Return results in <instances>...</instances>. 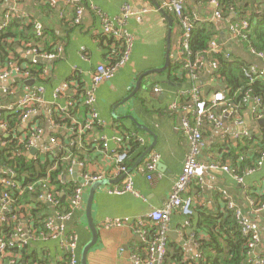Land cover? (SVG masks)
Returning <instances> with one entry per match:
<instances>
[{
    "label": "crops",
    "instance_id": "0c3cea01",
    "mask_svg": "<svg viewBox=\"0 0 264 264\" xmlns=\"http://www.w3.org/2000/svg\"><path fill=\"white\" fill-rule=\"evenodd\" d=\"M34 1L31 0L27 3L22 1L25 4H21L19 1L17 3L22 6L25 13L29 14L27 22L35 19L36 25L44 22L43 24L50 28V30L44 29V44L47 41L50 42L54 35L62 37V42H51V47L54 50L57 44H63L65 55L53 64L50 79H54L53 87H55L49 85L46 87L41 84L46 88V103L41 106L37 113L31 115L26 123L22 122L18 128L20 135L30 127H39L43 130L41 140L33 147L37 150L36 154L31 155L33 148L25 153L29 159H35L42 154L44 157H49L51 161L69 162L70 168L65 169L61 175L63 182L77 184V181L70 180L74 174H76V178L82 179L86 172L108 174L105 180L111 183L97 191L93 203L92 214L99 240L89 252L88 264H132L131 253L143 245L140 237L135 234L132 223L137 218L145 216L154 209H162L167 204L190 151L189 141L181 130L182 114L180 111H170L169 105L178 99L181 91L190 90L193 87H196L204 97L209 98L218 94L216 89L219 88V84L215 77L216 71L209 65H205L198 74V80L194 83L189 72L185 77L180 78L177 76L170 78L169 69L165 72L145 75L147 72L163 68L166 64L169 29L167 20L149 0H88V4L97 5L112 17L120 15L122 7L125 4H130L136 14L129 20L128 28L136 37V41L130 62L113 79L103 84L97 92L96 109L107 125L105 127L95 126L93 130L86 131L84 128L88 119L86 107L80 102L77 103L75 99L69 98L76 108L69 106V111L74 112V114L66 115L71 119L72 124L75 118L77 124L58 129L52 123V116L57 112V109L66 107L67 98L55 99L53 96L54 89L63 82L73 79L75 75L83 86L88 85L90 84L89 73L100 63L108 64L110 62L106 59L105 51L100 43V20L91 11H87L81 25L72 26L68 25L69 19L64 20V22L63 18L60 17L61 11L65 9L64 2L58 3L55 7L52 6L56 11L46 12L34 8L31 4ZM211 1L184 0L185 12L202 24L215 23L221 32L217 41L221 43L227 53L233 56L232 60L241 59L251 68L264 70V60L253 53L251 49H247L246 40L235 38L229 29L231 22L236 21L235 23H238L242 20L237 19L235 11L231 12L229 19L224 17L225 21L217 20L215 13L218 8ZM13 2L14 0H1L0 23L3 21L4 10ZM47 4L50 5L49 2ZM159 4L162 7V3L159 2ZM249 7H251L249 10H252L251 15L255 17L264 15V0H250ZM68 11V16L72 17L70 10ZM168 15L173 19L170 14ZM174 17L176 16L174 15ZM181 37L182 28H179L173 19L172 65L178 63L180 59L177 51ZM224 39L226 42H223ZM40 47L44 50L43 43ZM83 48L86 50L89 61L82 59ZM18 52L23 61V63L21 62L22 67L26 68L31 62L21 50ZM0 68L5 67L0 66ZM141 76H143L140 81L141 87L133 96L132 93ZM39 86L35 80L26 82L20 77L0 81L2 92L9 90L8 95H1V99L7 102L3 104L15 103L25 93L37 89ZM157 87L163 90L161 94L154 92ZM218 115L220 116V127H217L215 123H206L203 128L205 148L201 155V161L231 166L244 179V184H239L232 175L225 172L206 173L203 187L195 183L186 193L187 197H192L194 201L193 215L196 213V218L193 224L196 228L200 213L211 216L223 213L225 203L221 199V194L225 191L244 213L253 217L255 223L260 226L262 242L258 253L264 256V213L260 216H254L252 207L249 205L250 199L256 203L259 202L252 197L253 188L258 190V194L264 193V166L255 173L256 176L250 173L251 169L247 170L243 167L242 162L249 160L254 153L255 147L253 145L249 147L247 154L240 155L244 160L240 159L236 167H233L234 163L230 159L222 160V155L230 149L226 147L227 144L232 141L238 143L244 138V140L253 139V137L261 134L264 125L261 126L259 121L264 120V113L255 111L254 104L248 103L243 104L240 109H230L226 113L220 111ZM134 122L144 126L147 130L138 128ZM119 133L122 137L126 135L125 133H131V136L135 134L145 141L147 149L155 143L156 146L152 151L161 156L157 171L153 174H149L145 170L147 157L136 167L137 161L143 155L129 168V172L135 168L129 174L134 178L135 190L140 197L131 193L124 196H114L108 193L110 188L121 185L126 175L120 176L117 172L116 163L107 164L108 160L101 153L99 139L103 134L113 136ZM54 136L62 138V140L61 142L57 140L58 147L51 154L46 152V149L52 147L50 140ZM243 144H246L245 141ZM141 146L144 148V145ZM233 146L231 145V148ZM113 148L116 149L117 145H113ZM255 163V161L252 163L254 164L253 167H255ZM242 167L243 173L240 172ZM150 175H156V180L151 179ZM123 176L125 177L123 178ZM89 191L90 186L86 188L84 193V208L75 212L72 219L67 223L68 233H76L79 237L80 258L83 247L92 240L86 215ZM106 220H123L130 223L121 228L107 229L103 226ZM187 221H189L188 217L177 209L168 225V242L172 243V245L169 244L170 251L174 255L178 253V258L174 256V261L169 259L172 264H177L178 260L185 264L198 263L200 252L197 239L207 240L209 238L205 235L209 234V228H204L202 232L194 235L191 232L193 225L190 222V225H187ZM170 234L175 235V238ZM26 250L25 258L19 264H64L67 259L64 248L57 240H39L31 243Z\"/></svg>",
    "mask_w": 264,
    "mask_h": 264
},
{
    "label": "built area",
    "instance_id": "2783aa9c",
    "mask_svg": "<svg viewBox=\"0 0 264 264\" xmlns=\"http://www.w3.org/2000/svg\"><path fill=\"white\" fill-rule=\"evenodd\" d=\"M40 1L46 4L49 2L50 5L54 7L57 6L58 3L64 2L65 9L61 11L60 17L69 19L77 26L83 23L87 11H91L100 20L101 33L121 44L120 55L117 62L108 64L100 63L97 65L89 73L90 84L82 86L75 75L73 79L63 82L53 91L55 99L62 97L67 98L66 107H62L60 110L57 109L61 115H73L74 112H70L68 107L72 106L74 109L76 107H74L72 100L69 98L74 99L80 97V103L85 106L88 111V119L84 126L85 130H93L95 126L105 127L107 124L101 119L96 109L98 102L97 92L103 84L113 79L131 60L136 37L129 30L128 24L129 20L135 16V11L130 4H125L121 9V14L117 17H112L97 5L93 3L88 4V0ZM17 2V0H14V2L4 10L3 21L0 23V32L6 29L13 20L27 22L29 14L25 13L22 6ZM161 2L163 8L171 10L176 18L181 21L182 37L177 52L180 58L179 61L183 62L193 83L198 80V74L205 65H209L212 69L217 71L218 64L213 61L208 62L202 56L200 60L195 63L189 60L191 56L189 43L196 25L201 22L186 14L184 0H161ZM211 3L218 8L215 13V18L225 21L219 2L212 0ZM68 10H70L72 17L68 16ZM229 29L235 38L247 40L248 32H250L251 28L247 20H242L229 26ZM36 34L39 38L44 35V28L41 24L36 25ZM24 46L23 54L27 58H33V60L30 61L32 64L40 63L36 60L37 58H42L49 62L46 64L47 67L44 69L41 77L42 79L51 76L54 62L59 61L65 55L64 46L60 43L56 45L51 53L41 52L40 45L34 46L31 43H26ZM113 47L115 46L113 45ZM251 51L264 60V52L258 53L254 50ZM222 52L223 48L215 39L210 43V49L207 54H221ZM81 54L84 61H89L84 48ZM23 69L27 70L28 68L22 67L17 62L11 63L8 67L0 68V81H7L16 77L23 78L26 82L35 80L29 71H23ZM245 75L251 82H255L264 79V70L250 67V69L245 70ZM78 84L81 87L80 91L78 90ZM2 90L3 89L0 88V97L3 94L8 95L9 90H4L3 92ZM154 92L161 94L163 90L157 87L154 89ZM45 95L46 88L40 85L37 89L25 93V95L15 103L3 104L0 102V137H10V129L7 124L4 123V118L7 114L21 113L22 122L26 123L29 117L37 113L41 106L46 103ZM226 102L227 98L222 93L214 94L212 97L208 98L204 97L196 87H193L190 90L181 91L178 99L169 105L170 111H180L182 114L181 130L189 141L190 151L184 161L182 173L174 185L167 204L162 209H154L145 216L137 218L134 223H132L135 234L140 237L143 246H145V254H140L136 251L131 253L132 264H166L169 248L168 225L171 217L177 209L181 210L188 218L193 215L194 201L192 197H187L186 193L189 192L191 186L195 183L203 187L206 173L225 172L232 175L239 184H244V179L237 175L236 171L231 168V166H226L217 162L207 163L201 161V155L205 148L203 128L206 123H215L217 127L221 126L218 111L220 108H222L221 110L223 113L230 110L227 108L223 109L226 106ZM248 103L254 104L255 111L262 114L264 113V104L260 99L253 98L247 94L243 100V104ZM233 109L234 107L231 108V110ZM52 123L58 129L62 128L56 126L54 122ZM73 124H77L75 118L73 119ZM42 135L43 130L39 127H30L25 133H22L19 143L24 153L27 151L29 152L34 145L41 140ZM132 137L138 140L141 145L145 146V141L142 138L135 134H132ZM50 144L52 147L46 149V152L53 154L54 149L58 147L57 139L52 138ZM99 144L101 146V153H103L108 160L107 164L116 163L117 172L120 176L126 175L124 182L121 185L110 188L108 193L114 196H124L131 193L140 197L135 190L134 178L129 174V168L126 167L129 154L123 149L124 140L121 134L119 133L113 136L103 134L99 139ZM113 145H117V148H113ZM2 146H6V142H3ZM160 158L161 156L158 153L153 151L150 152L146 158V172L149 174L156 172L158 164L160 163ZM255 164V167L250 170L251 174H255L264 166V153L261 154ZM6 173L13 178L15 177V173L12 169L7 168ZM107 175L108 174L104 172L100 174L86 172L83 175V183H75L69 197L65 196L68 199L67 211L55 210L50 215L46 216L43 222V230L36 229L33 223L29 224L27 222H22L17 224L15 233L10 239L7 240L1 237L0 264H19L21 253L17 252V250L27 247L31 243L39 240L59 241L67 254V259L64 264H80L79 237L76 233H68L67 223L72 219L75 212L84 208V193L86 188L89 187L90 184L104 181L107 179ZM149 177L154 179V181L156 180V175H150ZM0 184V224L2 225L8 221L7 214L12 212L13 199L9 191L11 189H21V186L15 182L14 179L9 178L0 179ZM221 199L225 203L226 209L233 213L242 234L248 238L247 255L250 264H264V256L258 253L259 246L262 242L260 226L255 223L253 217L244 213L227 192H222ZM38 200L54 207H57L59 203L55 195L51 192L41 194ZM249 205L252 207L254 216H260L264 213V200L256 203V201L250 199ZM129 223V221L123 220H106L103 226L107 229L121 228ZM186 224L190 225L189 221H187ZM153 225L158 226L159 229L158 234L151 237L148 231Z\"/></svg>",
    "mask_w": 264,
    "mask_h": 264
},
{
    "label": "trees",
    "instance_id": "16d2710c",
    "mask_svg": "<svg viewBox=\"0 0 264 264\" xmlns=\"http://www.w3.org/2000/svg\"><path fill=\"white\" fill-rule=\"evenodd\" d=\"M18 1L21 4H25L31 0ZM157 1L161 2V0ZM204 1L209 2L210 0ZM216 1L219 2L222 14H224L226 19H229L231 12L235 11L237 19H245L250 23L251 29L250 32H248V38L245 41L246 48L254 50L258 53L264 52V15L255 17L250 14L252 11L249 10L251 8L249 7L250 0ZM31 4L34 8L41 11H56L51 5L43 3L40 0H35ZM163 9H165V11L173 17L175 24L181 28V21L174 17L172 11L168 8ZM34 20L35 19L29 22L13 20L6 29L0 32V66L7 67L11 63L15 62L21 65L23 61L18 51L21 50L23 52L25 48L24 45H26V43H31L34 46L42 45L43 43L44 50L41 48V52L44 51L51 53L53 51L51 42H62V37L54 35L50 42L47 41V43L44 44L45 42L43 41L45 39V35L40 38L37 36L36 22H34ZM64 20L66 21L67 19H63V21ZM235 22L231 23L233 24ZM40 23L44 29L50 30L48 26L43 24L44 22ZM68 25L77 26L72 21H70ZM220 34L221 32L216 27L215 23H198L193 31V36L189 43V51L191 52L189 60H192V62L195 63L200 60V57L202 56L208 62L213 61L218 64V70L215 72V77L218 81L219 88L216 89V92L224 94L227 98L226 106L223 109H231L232 107H234V109H240L247 94L253 98L260 99L264 104V79L251 82L245 75V70L250 69V66L246 62L241 59H238L237 61L232 60L233 56L225 51L221 43H219L223 48V52L221 54H207L210 49V43L215 39L218 40V37L220 38ZM100 35V43L105 51L106 59H108V62L110 63H116L119 59L121 44L112 40L108 36L103 35L102 33ZM238 39L241 40L240 38ZM113 45L115 47H113ZM28 64L29 66L26 67L28 69H23V71H29L35 78L36 84H42L46 87L49 85L53 87L54 79H50L51 76H48L46 79L41 78L44 69L47 67L46 64ZM187 73L188 71L185 69L183 62L181 61H178V63L173 65L171 64L169 68L170 78H173L174 76H177V78L185 77ZM78 90H81L79 84ZM74 99L77 103L80 102V97H76ZM0 102L7 103L2 100L1 97ZM221 109L222 108H220L218 113H220V111L222 112ZM52 117L56 126H60L62 128L64 126H74L71 119L68 118L66 114L61 115L59 111H57ZM4 123L7 124L10 129V137L5 138L4 136H1L0 138V179H14L15 182L21 186V189H11L9 191L13 199L12 212L7 214L8 221L2 225L0 224V238L4 237L8 240L14 235L15 228L18 223H33L36 229L43 230V222L46 216L50 215L55 210L67 211V197H69L75 183L63 182L61 180L62 172L65 169H69L71 166L69 162H63L61 160L51 161L49 157H44L42 154L37 156L35 159H29L27 154L24 153V150L19 143L20 134L18 133V128L22 123L21 113L7 114L4 118ZM125 134L126 135L123 136V149L129 154L126 167L131 168L132 164L147 151V147L144 146L143 148L140 143L131 136V133ZM54 138L60 142L62 140V138L56 136H54ZM244 139L232 148L229 146L231 142L227 144L226 147L230 149L227 153L222 155V160L230 159L232 163H234L233 167H236L238 161L243 159L241 156L247 154V150H249V147L253 145L255 147L254 153L250 156L249 160L242 162L243 167L247 170L253 169L254 164L252 163L254 161L256 162V160L260 158L261 154L264 153V127L261 130V134L253 137V139ZM244 141L246 144H243ZM3 142H6V146H2ZM56 163L57 165H55ZM243 167L241 168L242 171L240 169L241 173L244 171ZM7 168L14 171V178L6 173ZM252 190L254 191L252 195L254 199L257 201L259 200V202L264 200V193L258 194V190L256 188H253ZM45 192H51L55 195L59 202L57 207L38 200V197ZM63 194L64 196H67L65 197V200H63ZM221 213L215 214L214 216L206 213H200L196 228L195 224H193L194 219L196 218V213L188 218L189 222L193 225L191 232L194 233V235H197L198 232H202L204 228H209V234H205L206 236H209L207 240H201L200 238L197 239L195 236L199 243L200 252V258L196 264H250L249 257L247 255L248 238L242 234L233 213L230 210H227L226 206L223 213ZM158 229V226L153 225L148 231L149 235L151 237L155 236L158 234ZM169 244L172 245V243ZM27 248L28 246L17 250V252L21 253L20 261L24 260ZM170 248L171 247L169 245L166 264H172L169 259L174 261V256L175 258H178V253L174 255V253L170 251ZM144 249L145 246L142 245L135 251L140 254H145ZM177 264L185 263L178 260Z\"/></svg>",
    "mask_w": 264,
    "mask_h": 264
},
{
    "label": "water",
    "instance_id": "95a60500",
    "mask_svg": "<svg viewBox=\"0 0 264 264\" xmlns=\"http://www.w3.org/2000/svg\"><path fill=\"white\" fill-rule=\"evenodd\" d=\"M149 1L155 6V8L161 13V15L167 20L169 29H168V36H167V53H166L167 54V59H166V64L161 69H156L153 72H147V74H145L147 76L152 74V73H154V72L159 73V72L167 71L170 68V66H171V58L173 56V51H172L173 19L168 15V13L165 11V9H163V7H161V5L159 4V2H157V0H149ZM223 42H226V40L224 39ZM28 60L32 61L33 58L30 57V58H28ZM36 60L38 62H40V63H45V64L49 63L48 61L43 60L42 58H37ZM142 77L143 76H141L139 78V81L137 83V87L135 88L134 92L132 93L133 96L137 93V91H139V89L141 87V82L140 81H141ZM134 123L136 124V126L138 128L147 130L144 126L139 125L137 122H134ZM259 123L261 124V126H263L264 125V120H260ZM155 146H156V144L154 143L153 146H151L150 148L147 149V151L143 154L141 159L137 161L136 167L141 164V162L155 148ZM36 152H37V150L35 148H33L31 150V155H35ZM134 169L130 170V172L134 171ZM76 177H77L76 174H74L73 176L70 177V180L71 181H77L78 183L82 184L83 183V179L82 178H76ZM124 177L125 176H123V178ZM110 183H111L110 181L104 180V181H101V182L90 184V191H89V196H88L87 205H86V215H87V219H88V225H89V228H90L91 234H92V240L83 247L82 252H81L80 264H88L89 252L98 243V240H99V234H98L96 225L94 223L93 214H92V209H93V203H94L95 195H96L97 191L101 187L106 186V185H108ZM65 199H66L65 196H63V200H65ZM170 236L175 238V235H173V234H170Z\"/></svg>",
    "mask_w": 264,
    "mask_h": 264
},
{
    "label": "rangeland",
    "instance_id": "374dc122",
    "mask_svg": "<svg viewBox=\"0 0 264 264\" xmlns=\"http://www.w3.org/2000/svg\"><path fill=\"white\" fill-rule=\"evenodd\" d=\"M236 144H237V142L232 141L229 146H231V145L233 146V145H236Z\"/></svg>",
    "mask_w": 264,
    "mask_h": 264
}]
</instances>
